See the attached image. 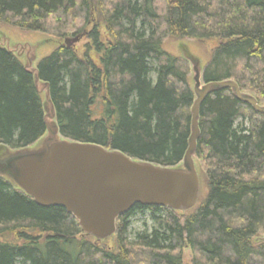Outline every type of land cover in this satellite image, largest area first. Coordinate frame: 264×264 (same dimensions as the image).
Wrapping results in <instances>:
<instances>
[{"label":"trees","instance_id":"trees-1","mask_svg":"<svg viewBox=\"0 0 264 264\" xmlns=\"http://www.w3.org/2000/svg\"><path fill=\"white\" fill-rule=\"evenodd\" d=\"M91 1L0 0V22L56 45L35 69L63 140L178 167L191 133L193 58L166 54L165 39L216 42L202 83L231 81L264 107V0H95L104 19L103 32L88 34L97 62L61 43L89 23ZM44 116L33 75L0 45V150L37 144ZM197 125L205 195L186 212L135 205L104 241L0 177V264H264V115L221 90L201 103ZM135 217L143 231L129 237Z\"/></svg>","mask_w":264,"mask_h":264},{"label":"water","instance_id":"water-1","mask_svg":"<svg viewBox=\"0 0 264 264\" xmlns=\"http://www.w3.org/2000/svg\"><path fill=\"white\" fill-rule=\"evenodd\" d=\"M66 41V47L78 42ZM12 52L10 49H8ZM194 102L191 133L182 163L161 168L97 145L61 140L54 123L48 85L40 83L26 58L24 69L45 102V136L32 149L0 150V177L32 198L43 208L59 207L78 224L83 234L103 241L115 234L117 219L135 205L161 207L175 212L194 208L199 196V179L193 161L199 137L198 112L211 93L230 90L239 102L264 115V107L240 92L231 81L203 84L198 61L190 59Z\"/></svg>","mask_w":264,"mask_h":264},{"label":"rangeland","instance_id":"rangeland-1","mask_svg":"<svg viewBox=\"0 0 264 264\" xmlns=\"http://www.w3.org/2000/svg\"><path fill=\"white\" fill-rule=\"evenodd\" d=\"M89 23L81 29L75 36L68 35L63 38L62 44L65 45L66 41L71 42L75 37L80 36L81 38L75 44H70V47L74 50L78 57L83 59L84 54H87V58L97 62L98 54L94 51L92 42L88 39V34L93 27H100L101 32H103L104 19L102 18L99 10L97 11L96 1H91L90 16L88 19ZM76 31V29H73ZM0 45L4 48H8L15 56L19 58L23 65L26 64V58L31 59L33 57L31 68H35L36 64L43 58L49 56L56 48L55 43L44 34L37 32H30L21 30L19 28L6 25L0 22ZM216 46L214 41H196V40H175V39H165L162 45V50L172 57H183L184 55L190 54L196 61H198L200 70L208 62L212 51ZM190 70H191V64ZM192 80V72H191ZM44 94V93H43ZM44 99V96H43ZM36 144L29 149H32ZM205 195V189L201 184L199 189V196L203 197ZM143 218L135 217L132 219L131 227L129 228L128 235L143 231ZM146 223V222H145ZM149 226V223H146ZM130 237V235H129ZM183 257L185 262L190 260V254L188 251L183 252Z\"/></svg>","mask_w":264,"mask_h":264},{"label":"bare ground","instance_id":"bare-ground-1","mask_svg":"<svg viewBox=\"0 0 264 264\" xmlns=\"http://www.w3.org/2000/svg\"><path fill=\"white\" fill-rule=\"evenodd\" d=\"M14 55H16V54H14Z\"/></svg>","mask_w":264,"mask_h":264}]
</instances>
